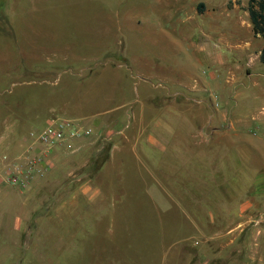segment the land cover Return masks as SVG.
<instances>
[{"label": "rangeland", "instance_id": "rangeland-1", "mask_svg": "<svg viewBox=\"0 0 264 264\" xmlns=\"http://www.w3.org/2000/svg\"><path fill=\"white\" fill-rule=\"evenodd\" d=\"M247 5L248 0H0V264H60L68 247H74L62 246L58 252L63 213L71 214L67 218L71 219L67 237L71 244L74 234L84 247L92 246L91 240L112 235L105 205L96 209L98 204H90L88 212L87 201L74 204L72 198L75 187L97 162L93 158L97 144L107 135L133 129L135 109L142 104L139 117L151 119L148 133L173 131L170 103L175 97L167 94L183 88L180 82L200 88L199 79H205L209 83L199 96L221 106V76L226 69L215 72L222 61L210 57V51L221 49L220 39L228 34L233 37L234 31L240 35L233 38L247 37L252 42L251 58L243 57L235 69L262 72L264 65L253 53L261 37L249 32ZM212 72L217 75L215 81ZM253 77L264 80L259 74ZM52 116L73 119L91 130L79 137L81 145L73 151H64L61 144L45 149L36 143L34 133ZM134 129L131 132H137ZM262 130L257 133L261 135ZM141 144H146L144 138L133 151L152 184L149 176H157L154 162L170 170L171 157L168 150L151 146L150 155L143 153ZM257 149L260 205L252 214L264 210L260 138ZM27 155L36 160L30 172ZM233 158L236 163L228 167L232 170L228 183L252 171L244 159ZM224 162L227 157L216 159L218 166ZM68 177L71 181L63 188V179ZM167 178L161 179L164 184H169ZM253 192L226 190L227 197L241 195L243 199ZM86 195L81 198L87 199ZM64 196L72 204L59 206ZM165 211L166 220L172 210ZM219 225L205 228L212 233ZM260 225L264 229V222ZM256 226L249 220L243 223L242 237L225 247L226 264H264V251L249 256ZM165 227L169 240L168 223ZM128 236L138 248L147 240L144 233ZM218 242L210 240V262L218 261ZM125 243L129 245L127 238Z\"/></svg>", "mask_w": 264, "mask_h": 264}, {"label": "crops", "instance_id": "crops-1", "mask_svg": "<svg viewBox=\"0 0 264 264\" xmlns=\"http://www.w3.org/2000/svg\"><path fill=\"white\" fill-rule=\"evenodd\" d=\"M246 25L254 35L252 26L248 23ZM232 34L233 37L240 35L238 31ZM231 36L228 34L218 41L221 49L210 51V57L214 59L216 56L218 61H222L221 67H217L215 72L226 69L221 76L224 77L221 81L224 89L220 95L223 99L221 106L208 103L206 97L199 96V92L204 91L206 83H209L205 79H199L200 88H192L180 82L183 88L167 94L168 98L172 95L175 97L173 103H170L173 131L148 133L151 119L142 121L139 117V111L145 107L142 104L136 107L134 113L133 126L137 132H131L135 130L133 128L134 130L122 134L107 135L97 144L93 153L97 162L78 189L75 187L72 198L74 204L77 201H87L88 212L90 204H98L96 209L105 205L104 215L113 225L112 235L91 240L92 246L86 244L84 247L75 241L74 234V243L71 244L67 240L68 232L71 231V219L67 218L71 214H61L59 221L64 229L59 230L58 252L62 246L74 247H68L67 255L59 258L60 264H226L225 247L235 244L242 237V225L247 220L257 225L258 234L253 232L255 240L250 241L252 252L249 256L254 252L264 251V229L261 222L255 223L259 213L264 210L255 214L250 212L260 205L257 200L258 138L264 144V135L257 133L258 129L264 131V80H258L253 75L264 77V70L257 73L246 69L243 73L235 69L241 66L239 61L243 57L248 61L251 55L248 50L252 42L247 37ZM260 39L257 50L253 51L257 62L260 61L259 53L263 45V39L262 42ZM197 43L201 44V41ZM224 63L225 66L222 65ZM215 72L211 73L214 81L217 80ZM251 85L255 88L251 89ZM214 91L210 90L211 93ZM216 93H213L214 96ZM217 95L219 97L218 93ZM107 120H101L100 123ZM124 125L127 127V124ZM146 126L149 128H145ZM141 138L146 142L140 145L143 153L149 154L151 146L168 150L171 157L170 170L154 162V173L157 176H149L153 179L152 184L150 180L147 181L148 170L141 167V161L133 151ZM80 140H73L75 149L81 145ZM60 147L64 151L69 150L63 144ZM103 147L105 149L102 150ZM233 155L244 159L245 164L252 167V171L249 170L250 176L244 172L241 177L236 178V182L228 183L231 180L229 174L232 173L228 167L236 163ZM226 157L227 162L216 165V159ZM212 161L215 163L211 165ZM106 163L104 170L103 165ZM163 178H167L169 184H164L161 180ZM63 180L61 186L67 188L71 178ZM79 189L84 192L83 195L87 193V199L81 198L83 195L78 192ZM247 189L254 192L244 199L241 195L227 197L226 190ZM68 199L64 196L59 206L72 204ZM261 206H264V201ZM167 209L172 211L165 220ZM76 221L77 218L74 222ZM225 222L232 224L226 226ZM165 223H168L169 240L165 235ZM207 224L219 226H215L218 229L211 233L205 228ZM130 232L131 236L143 233L146 235L147 240L143 241L140 248L130 244ZM126 238L129 245L125 243ZM211 239L219 241L217 263L209 261Z\"/></svg>", "mask_w": 264, "mask_h": 264}, {"label": "built area", "instance_id": "built-area-1", "mask_svg": "<svg viewBox=\"0 0 264 264\" xmlns=\"http://www.w3.org/2000/svg\"><path fill=\"white\" fill-rule=\"evenodd\" d=\"M90 127H85L80 124L78 121H75L70 118L56 117L52 116L47 120L42 128L36 131L35 141L36 143L41 144L45 149L52 148L56 144H63L69 150H74L75 145L74 141L79 139V137L90 131ZM264 135V131L261 132ZM74 140V141H73ZM34 141V142H35ZM29 162V167H27L28 172H30L33 163L36 161L35 158L26 156ZM39 159V158H38ZM264 220V211L260 212L257 216L255 223H260Z\"/></svg>", "mask_w": 264, "mask_h": 264}, {"label": "trees", "instance_id": "trees-1", "mask_svg": "<svg viewBox=\"0 0 264 264\" xmlns=\"http://www.w3.org/2000/svg\"><path fill=\"white\" fill-rule=\"evenodd\" d=\"M247 9L253 32L263 39L259 59L264 64V0H248Z\"/></svg>", "mask_w": 264, "mask_h": 264}]
</instances>
